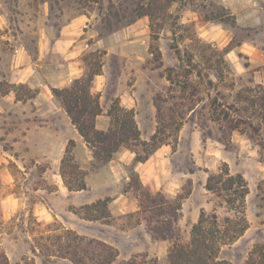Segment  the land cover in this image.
<instances>
[{"label":"rangeland","instance_id":"374dc122","mask_svg":"<svg viewBox=\"0 0 264 264\" xmlns=\"http://www.w3.org/2000/svg\"><path fill=\"white\" fill-rule=\"evenodd\" d=\"M153 2L0 0L16 37V27L29 26L34 16L41 17V27L57 28L66 18L86 14L89 35L107 42L86 48L80 56L82 76L99 68L108 80L103 113L95 118V127L108 128V112L119 106L117 88L122 89L139 76L140 84L142 79L146 82L153 114H148L149 101L141 91L142 111L135 120L142 128L139 137L140 133L143 136L134 142V148L139 156L147 150L152 154L161 150L165 155L158 160L161 175H155L152 182L142 184L138 175L128 170L129 179L122 175L119 181L109 177L99 180L93 191L79 198L89 201L74 206L52 193L60 184L57 169L50 170L45 159L34 163L31 158L18 157L19 152L0 136L1 148L12 155L0 164V169L7 167L6 171L0 170V264H128L131 260L136 264H171L168 252L172 242L186 245L192 240V229L201 212L203 225L210 232L206 235L207 246L201 245L196 252L201 258L252 264L249 257L253 249L264 248V64L236 74L225 63L226 48H217L196 35L194 20H189L195 16L192 11L204 20L205 13L221 10L220 1L182 0V7L177 0ZM147 3L151 15H145L146 40L130 43L122 37L116 44L107 39L112 31L126 28V20L135 17L143 10L140 6ZM234 31L230 45L249 36L263 49L264 10L257 25L235 26ZM151 32L158 36L153 44ZM20 38L34 56L33 35L26 33ZM152 45L158 49L151 52ZM0 49V92L14 90L18 96L31 95L33 88L5 81L14 47L2 44ZM241 61L247 62L243 57ZM119 80L122 85L117 86ZM17 122V117L11 116L8 126L12 128ZM123 144L125 141L112 158L126 148ZM68 147L65 167L61 169L60 163L58 171L63 172L73 190H78L75 188L80 182L85 187V174L107 161H86L84 151L76 150L74 144ZM208 178L218 188L229 178L232 185L225 192L214 193L206 187ZM126 188L136 210L122 213L113 200ZM35 202L48 203L57 216L48 222L37 221L31 211ZM163 224L172 230V239L151 230ZM71 235L82 237L84 242L79 245ZM89 239L102 242L105 248L85 244ZM253 264H264V258L255 256Z\"/></svg>","mask_w":264,"mask_h":264},{"label":"crops","instance_id":"0c3cea01","mask_svg":"<svg viewBox=\"0 0 264 264\" xmlns=\"http://www.w3.org/2000/svg\"><path fill=\"white\" fill-rule=\"evenodd\" d=\"M218 1L234 16V27L220 21L201 20L196 16V12L192 11L195 16L189 20H194L196 35L217 48H226L225 63L229 69L236 70V74L264 64V48L262 49L249 36L230 45L235 34V26L247 28L258 24L259 17L264 10V0ZM6 15L0 7V47L2 44L14 47L12 61L4 77L5 81L9 84L26 85L28 88H33V93L22 97L18 96L14 90L0 92V136L5 137L4 141L10 142L14 151L19 152L18 157L31 158L34 163L45 159L50 164V170L57 169L55 175L60 178V184L58 190L52 193L63 196V202L67 205L81 206L89 200H81L80 196L93 191L99 185L97 184L99 180L102 181L109 177V179L119 181L122 175L126 176L127 180L129 179L127 171L130 170L138 175L140 183L146 185L156 179L155 175H161L158 160L165 158L164 151L157 150L156 154H151L146 159L138 161L136 153L125 148L104 165L86 173L85 187L78 190L67 189L58 169L69 141H73L76 150L85 152L86 161H93V156L89 154L91 149L72 124L66 110L53 95L51 89L68 87L75 79L81 77L84 74V66L80 62V56L86 48L104 46L107 43L106 39L95 34L89 35L86 30L89 17L83 13L66 18L59 23L57 28L48 25L41 27L39 21L41 17L34 16L29 26L22 24L16 27L17 37L12 34L9 18ZM146 21V16H140L126 28L112 31L107 39L110 41L113 39L116 44L121 43L122 37L127 38L130 43L143 42L148 36L145 35ZM26 33L33 35L31 43L36 49L34 56L29 54L27 42L20 38V35ZM88 38L92 39L91 43L87 42ZM242 57L246 58L247 62H242ZM107 83L106 75L101 71L93 76L90 91L98 95L101 108H103L102 101L105 99ZM116 84L117 86L122 85V81L119 80ZM141 84L138 76L122 89L117 88L118 92L115 94L118 105L125 110L132 111L134 120L142 111L141 91L147 96L146 101H149L148 114H153V104L147 94L146 82L142 79ZM102 113L96 116V120ZM11 116H16L18 120L16 126L12 128L8 126ZM135 123L140 131L141 124L137 120ZM140 135L143 136V133ZM11 157L9 152L1 148L0 143V164ZM4 168L6 171L7 167ZM159 183L162 181L160 180ZM113 201L122 213L136 210V203L129 196V188L119 191ZM31 211L37 221L48 222L57 216V212L48 203L35 202L31 206Z\"/></svg>","mask_w":264,"mask_h":264},{"label":"trees","instance_id":"16d2710c","mask_svg":"<svg viewBox=\"0 0 264 264\" xmlns=\"http://www.w3.org/2000/svg\"><path fill=\"white\" fill-rule=\"evenodd\" d=\"M86 1H94L97 2L99 0H86ZM151 4L155 3L154 0H150ZM175 1V0H172ZM180 2V7H182V0H177ZM143 10L139 12L135 17H130L126 20L127 24L132 23L140 16L151 15V11L149 8V3L146 6H140ZM221 10L219 12L210 11L208 14L205 13L203 19L204 20H220L230 23V25H235V18L230 12L224 7H220ZM158 39L157 34H153L151 32V42L152 44L156 42ZM181 39V38H180ZM174 40L179 42V38L174 36ZM232 44V41L230 42ZM158 49L157 47L155 48ZM153 45L150 47V51L155 50ZM100 73V69L93 70L91 73L81 76L75 79L72 84L68 87L58 89L52 88L51 91L53 95L58 98L66 110L68 116L72 124L76 127L79 134L82 136L83 140L86 142L87 146L91 149L93 158L100 160L102 163L110 160L113 156V153L121 146V142L125 141L126 148L133 150L137 155V150L134 148L135 141L139 140V130L137 129L136 123L133 119L132 111L125 110L120 106H117L115 109V113H113L114 109L108 112V115L111 117L109 126L106 130H100L95 127V118L97 115L101 113V107L99 104V97L97 94H93L90 91L91 83L93 76L95 74ZM22 85V84H21ZM13 87H17L13 85ZM18 96L16 95V98ZM159 132V130H158ZM157 134H153L151 136L152 139H155ZM130 141V142H129ZM143 144L147 143L142 141ZM73 141L70 140L69 145L73 146ZM131 144V145H129ZM66 147V153L61 161V169L65 167V158L69 153V147ZM151 151H146L144 156H136V160L142 161L146 159L149 155H151ZM61 177L64 179V184L66 185L68 190H73V187L69 185L66 180L63 172H60ZM227 184H221L222 186L215 187L210 179L207 180V189L212 190L214 193L225 192L230 189L232 183L231 179ZM219 181V180H218ZM214 183V182H213ZM213 186V187H212ZM84 187V182H80L78 187L75 189H82ZM99 202V201H97ZM96 202V203H97ZM215 218V216L213 215ZM203 212H201L200 218L193 226L192 233L193 238L186 245L172 242V245L168 252V259L171 264H228L225 260H216L215 257H203L201 258L200 254L196 255L197 250H200L201 245L207 246L208 240L206 235L209 232V229L203 225ZM153 232L160 231L163 233L160 235L162 238L172 239V230L167 224L160 225L159 227H153L151 229ZM210 231L213 232L211 229ZM203 237L199 239V236ZM72 238L79 243V245L84 242L82 237L77 235H71ZM96 244L105 248L104 244L100 241H93L92 239L85 240V244ZM107 249V248H106ZM255 256H260L261 259L264 258V248L262 246H258L253 249L250 255V263H254ZM137 261L131 260L128 264H136Z\"/></svg>","mask_w":264,"mask_h":264}]
</instances>
